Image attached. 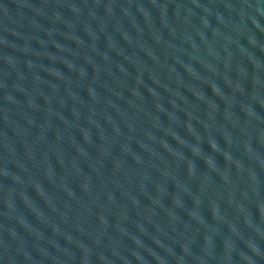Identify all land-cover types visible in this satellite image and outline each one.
Wrapping results in <instances>:
<instances>
[{
	"label": "water",
	"instance_id": "95a60500",
	"mask_svg": "<svg viewBox=\"0 0 264 264\" xmlns=\"http://www.w3.org/2000/svg\"><path fill=\"white\" fill-rule=\"evenodd\" d=\"M0 264H264V0H0Z\"/></svg>",
	"mask_w": 264,
	"mask_h": 264
}]
</instances>
